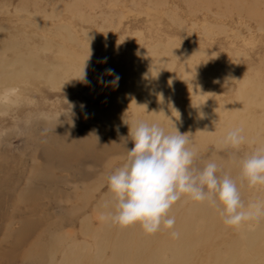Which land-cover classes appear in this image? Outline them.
Wrapping results in <instances>:
<instances>
[{
	"label": "rangeland",
	"instance_id": "1",
	"mask_svg": "<svg viewBox=\"0 0 264 264\" xmlns=\"http://www.w3.org/2000/svg\"><path fill=\"white\" fill-rule=\"evenodd\" d=\"M11 88L0 264H264V215L226 226L219 205L182 195L173 227L153 234L107 218V178L133 146L124 120L178 129L194 168L216 162L246 206L264 204V185L240 176L264 147V0H0V91ZM233 128L239 149L222 145Z\"/></svg>",
	"mask_w": 264,
	"mask_h": 264
},
{
	"label": "clouds",
	"instance_id": "2",
	"mask_svg": "<svg viewBox=\"0 0 264 264\" xmlns=\"http://www.w3.org/2000/svg\"><path fill=\"white\" fill-rule=\"evenodd\" d=\"M107 71L112 73L111 69ZM118 79L114 76L104 83L115 84ZM16 92L15 88L0 91V102H7ZM124 122L129 125L128 136L133 146L128 149L125 163L107 178L115 201L107 217L112 223L121 227L139 223L146 234L159 231L161 226L172 228L175 218L168 212L182 195L219 205L226 226L239 227L264 215V204H244L236 180L227 174L220 175L216 162L194 168L196 153L188 146L189 138L178 129L166 133L157 123ZM244 141L242 130L233 128L226 132L222 145L239 149ZM240 176L249 187L264 185V147L240 161Z\"/></svg>",
	"mask_w": 264,
	"mask_h": 264
}]
</instances>
